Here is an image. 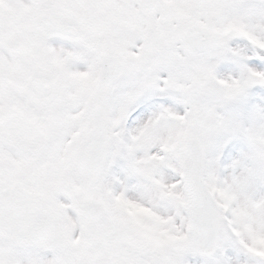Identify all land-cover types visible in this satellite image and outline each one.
Listing matches in <instances>:
<instances>
[{"label": "snow or ice", "instance_id": "obj_1", "mask_svg": "<svg viewBox=\"0 0 264 264\" xmlns=\"http://www.w3.org/2000/svg\"><path fill=\"white\" fill-rule=\"evenodd\" d=\"M0 264H264V0H0Z\"/></svg>", "mask_w": 264, "mask_h": 264}]
</instances>
